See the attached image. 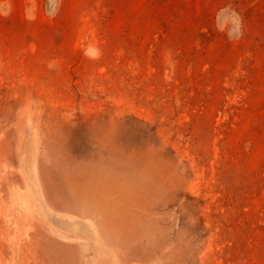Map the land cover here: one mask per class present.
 <instances>
[{"label": "rangeland", "instance_id": "374dc122", "mask_svg": "<svg viewBox=\"0 0 264 264\" xmlns=\"http://www.w3.org/2000/svg\"><path fill=\"white\" fill-rule=\"evenodd\" d=\"M0 264H264V0H0Z\"/></svg>", "mask_w": 264, "mask_h": 264}]
</instances>
